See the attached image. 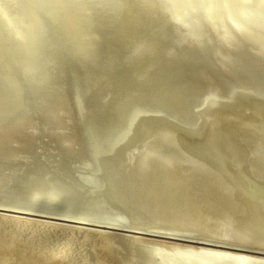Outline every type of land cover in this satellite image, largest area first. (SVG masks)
<instances>
[{"label": "bare ground", "instance_id": "obj_1", "mask_svg": "<svg viewBox=\"0 0 264 264\" xmlns=\"http://www.w3.org/2000/svg\"><path fill=\"white\" fill-rule=\"evenodd\" d=\"M142 232L264 252V0H0V264H264Z\"/></svg>", "mask_w": 264, "mask_h": 264}, {"label": "water", "instance_id": "obj_2", "mask_svg": "<svg viewBox=\"0 0 264 264\" xmlns=\"http://www.w3.org/2000/svg\"><path fill=\"white\" fill-rule=\"evenodd\" d=\"M8 210H11V209H8ZM2 211H5V210H2ZM13 211H15V210H13ZM16 212H22V211H16ZM29 214L38 215L37 217L47 216V217H49V219H53L54 218V220H60V221L69 220V219H63V218H59V217H53V216H48V215L36 214V213H29ZM43 218H46V217H43ZM71 221H74V220H71ZM75 222H79V221H75ZM99 226H104V228H108V229L116 228V230H118L117 227H111V226H106V225H99ZM113 230H115V229H113ZM138 232H140V231H138ZM142 233L147 234L149 236L158 237V238H161V239H167V240H173V241H180V242H184V243L197 244V245H205V246L218 247V248H223V249H230V250H234V251H243V252H250V253H254V254L264 255V252L263 251H257V250H251V249H246V248H240V247H236V246H227V245L209 243V242H204V241H197V240H192V239H186V238H181V237H173V236H167V235H158V234H153V233H148V232H142Z\"/></svg>", "mask_w": 264, "mask_h": 264}]
</instances>
